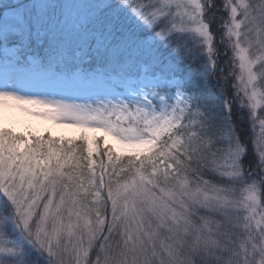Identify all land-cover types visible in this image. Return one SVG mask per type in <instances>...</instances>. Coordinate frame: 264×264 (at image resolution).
Instances as JSON below:
<instances>
[{
    "label": "snow or ice",
    "instance_id": "obj_1",
    "mask_svg": "<svg viewBox=\"0 0 264 264\" xmlns=\"http://www.w3.org/2000/svg\"><path fill=\"white\" fill-rule=\"evenodd\" d=\"M216 7L0 0V264H264V0L222 65Z\"/></svg>",
    "mask_w": 264,
    "mask_h": 264
},
{
    "label": "trees",
    "instance_id": "obj_2",
    "mask_svg": "<svg viewBox=\"0 0 264 264\" xmlns=\"http://www.w3.org/2000/svg\"><path fill=\"white\" fill-rule=\"evenodd\" d=\"M216 6L218 8L222 7V0H215ZM227 19V13L222 11L221 16L219 17H215V19H213L211 21V28L212 31L216 34V39H217V47L220 51V64L222 65L224 63V60L226 59L225 57V51L226 49L224 48L223 45L219 44V39L221 37V35L223 34L224 29L220 27V25L223 23V20L221 18ZM232 55L231 51L227 52V56L230 57ZM244 117V123L238 126V130L242 131V138H247V135L250 132V129L248 127V123H247V110H245L244 113L240 114ZM264 198V197H262Z\"/></svg>",
    "mask_w": 264,
    "mask_h": 264
},
{
    "label": "rangeland",
    "instance_id": "obj_3",
    "mask_svg": "<svg viewBox=\"0 0 264 264\" xmlns=\"http://www.w3.org/2000/svg\"><path fill=\"white\" fill-rule=\"evenodd\" d=\"M221 9H222V7H221V8L216 7L215 9H213V12L215 13V17H216V16H217V17L221 16V13H222V11H223V10H221Z\"/></svg>",
    "mask_w": 264,
    "mask_h": 264
}]
</instances>
